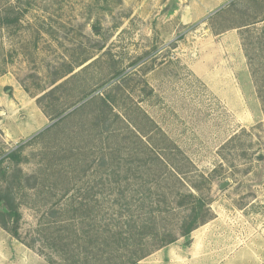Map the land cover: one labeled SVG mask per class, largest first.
I'll use <instances>...</instances> for the list:
<instances>
[{"label":"rangeland","instance_id":"1","mask_svg":"<svg viewBox=\"0 0 264 264\" xmlns=\"http://www.w3.org/2000/svg\"><path fill=\"white\" fill-rule=\"evenodd\" d=\"M263 19L264 0H0V193H11L22 237L36 238L65 190L82 202L68 217H114L112 193L133 165L100 150L116 140L128 153L123 134L100 150L88 143L86 159L83 142H56L69 135L36 138L76 107L105 105L99 96L112 90L113 105H141L179 145L195 166L189 177L212 174L202 186L214 218L190 244L180 238L140 264H264V105L246 56L264 76ZM60 83L41 102L62 111L52 119L38 97ZM34 245L0 226V264H51Z\"/></svg>","mask_w":264,"mask_h":264},{"label":"trees","instance_id":"2","mask_svg":"<svg viewBox=\"0 0 264 264\" xmlns=\"http://www.w3.org/2000/svg\"><path fill=\"white\" fill-rule=\"evenodd\" d=\"M17 20L6 17L7 24ZM258 21L243 26H255ZM260 42L259 46L264 51V45ZM246 50L256 91L264 105V76L257 74L249 50ZM73 71L69 69L67 73ZM60 78L52 83L55 84ZM61 84L38 97L44 113L52 119L60 116L62 111L58 112L41 102ZM111 91L99 96L105 105H97L98 109L91 108L87 114L83 113L91 105L76 107L41 131L36 138L57 140L61 135H69V139L59 138L56 142L61 146L67 145L69 149L83 142L78 156L86 159L88 143L93 142L92 145L100 150L106 141L110 145V138L116 136L119 140L123 134L122 140L129 142L128 153L123 146L117 148L120 143L113 139L114 146L100 150L110 153V158L105 156L106 162L119 153L133 165L132 173L125 177V187L112 193L113 205L118 207L113 218L103 221L93 215L91 221L85 222L84 216L77 213L68 217L70 208L76 211L82 202L78 201L75 193L65 190L60 209H48L45 220L37 223L36 238L29 242L20 233L22 215L12 205L11 193H0V202L8 206L0 211V226L28 246L33 247L39 241L43 246L40 252L46 255L51 264H140L154 251L180 238H186V244H190L192 232L214 218L211 198L204 193L202 186L209 184L212 174L200 173L189 177V167L194 164L179 145L141 105H113L115 101L111 99ZM133 155L139 160L132 159ZM10 156L19 158L16 153ZM79 161L80 157L77 158ZM53 189V186H48L40 190L51 197ZM55 213L59 216L56 217ZM45 248L50 252L43 251Z\"/></svg>","mask_w":264,"mask_h":264},{"label":"water","instance_id":"3","mask_svg":"<svg viewBox=\"0 0 264 264\" xmlns=\"http://www.w3.org/2000/svg\"><path fill=\"white\" fill-rule=\"evenodd\" d=\"M263 177H264V169H263ZM230 184L231 181L229 179H225L218 184V190L219 191L225 190L227 187L230 186Z\"/></svg>","mask_w":264,"mask_h":264},{"label":"crops","instance_id":"4","mask_svg":"<svg viewBox=\"0 0 264 264\" xmlns=\"http://www.w3.org/2000/svg\"><path fill=\"white\" fill-rule=\"evenodd\" d=\"M39 111L41 112V110H39ZM41 114H42V112H41ZM207 224H209V223H207ZM207 224H205V226H207ZM196 230H197V229H196ZM194 231H195V230H194ZM194 231H193V232H194ZM193 232H192V233H193ZM216 263H217V262H216Z\"/></svg>","mask_w":264,"mask_h":264}]
</instances>
